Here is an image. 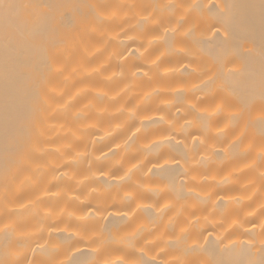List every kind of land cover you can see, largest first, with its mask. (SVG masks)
<instances>
[{
    "label": "bare ground",
    "instance_id": "obj_1",
    "mask_svg": "<svg viewBox=\"0 0 264 264\" xmlns=\"http://www.w3.org/2000/svg\"><path fill=\"white\" fill-rule=\"evenodd\" d=\"M264 0L0 5V264H262Z\"/></svg>",
    "mask_w": 264,
    "mask_h": 264
},
{
    "label": "snow or ice",
    "instance_id": "obj_2",
    "mask_svg": "<svg viewBox=\"0 0 264 264\" xmlns=\"http://www.w3.org/2000/svg\"><path fill=\"white\" fill-rule=\"evenodd\" d=\"M6 3V0H0V5H4ZM264 264V262H262Z\"/></svg>",
    "mask_w": 264,
    "mask_h": 264
}]
</instances>
